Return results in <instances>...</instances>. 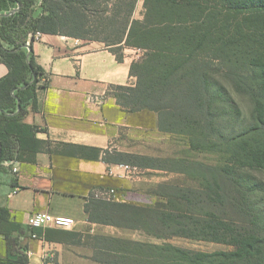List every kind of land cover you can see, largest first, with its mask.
<instances>
[{"label":"trees","instance_id":"obj_1","mask_svg":"<svg viewBox=\"0 0 264 264\" xmlns=\"http://www.w3.org/2000/svg\"><path fill=\"white\" fill-rule=\"evenodd\" d=\"M98 1L0 0V63L8 68L7 73L0 78V165L5 161L34 162L39 151L49 148L47 142L36 137L39 128L23 122L29 108H37L36 89L43 76V69L36 63L32 50L35 35L52 33L84 39L86 36L82 29L85 16L91 6L99 5ZM135 1L117 0L112 4L113 10H110L111 0H108L101 12L103 15L112 12L101 17L106 25H119L117 29L120 34L111 44L120 48L132 46L144 51L130 66V75L136 77L134 84L111 85L110 94L128 112L155 113L160 131L177 132L186 126H198L201 122L210 126L212 122L208 118L211 108L206 73L211 66L202 60L197 49L189 46L191 40L205 35L201 33L197 21L184 13V7L190 0H144L141 19L133 18ZM222 5L227 12L253 15L257 18L255 21L264 18V0H222ZM120 8L122 10H118ZM211 8L204 7L202 11ZM66 28L71 31H66ZM112 50L121 59V55ZM184 103L188 104L192 113L186 110ZM67 146L77 157L102 159L107 163H124L142 168L139 160L152 159L151 156L114 149ZM261 153L264 155V152ZM144 167L159 169L156 166ZM155 195L159 199L145 207L91 196L84 210L90 221L141 228L158 238L180 236L228 241L236 247L240 245L241 250L230 254L204 253L171 244L94 236L95 261L101 264H226L233 261L229 259L231 257L246 259L251 253H261L262 241L259 236L250 231L239 233L230 219H217L212 213H203L198 215L204 216L203 222L197 221L196 212L170 205L169 195ZM237 203L233 206L236 213L243 209ZM187 219L189 225V222H185ZM198 222H202L199 227ZM163 227L170 229L169 234L164 233ZM40 230L24 228L12 220L7 207L0 206V235L7 243L8 251L6 258H0V264H27L25 249L19 245L18 239L26 233L40 235ZM192 231L195 234H191ZM44 234L46 238L77 241V234L70 231L46 230Z\"/></svg>","mask_w":264,"mask_h":264},{"label":"crops","instance_id":"obj_2","mask_svg":"<svg viewBox=\"0 0 264 264\" xmlns=\"http://www.w3.org/2000/svg\"><path fill=\"white\" fill-rule=\"evenodd\" d=\"M112 48L100 40L52 33H40L32 41L43 76L36 89L37 108H29L23 122L37 126L36 137L47 142L49 148L39 151L34 162L5 161L0 165V206L7 207L12 220L27 229L26 217L34 211L68 216L75 223L69 229L40 228L36 238L29 233L20 236L19 245L25 249L28 263L62 264L65 253L79 258L75 245H86L90 251L86 259L101 264L93 259L94 236L159 244L135 238V232L155 237L141 228L90 221L84 210L91 196L135 206L152 205L159 196L138 185L144 181V172L135 166L137 171L131 173L126 166H134L124 163L77 157L67 146L145 155L141 148L146 137L160 131L155 113L128 112L110 94L111 85L134 84L129 71L139 53L123 48L118 59ZM7 71V66L0 63V78ZM46 230L74 232L77 241L46 238ZM7 256V243L0 235V258Z\"/></svg>","mask_w":264,"mask_h":264},{"label":"rangeland","instance_id":"obj_3","mask_svg":"<svg viewBox=\"0 0 264 264\" xmlns=\"http://www.w3.org/2000/svg\"><path fill=\"white\" fill-rule=\"evenodd\" d=\"M107 1L99 0V5L91 6L87 12L82 29L84 40L96 39L105 44L116 41L119 25L109 27L101 21L102 16L112 13H101ZM116 1L111 0L110 10ZM208 6L212 8L202 11ZM143 12L144 0H136L133 18L141 19ZM184 13L197 21L205 34L191 40L189 46L197 49L211 66L206 79L211 108L208 119L212 123L206 126L201 122L177 132L150 133L141 149L152 159L139 160L144 181L138 185L147 193L169 195L174 208L196 212L197 216L212 213L217 219L226 217L239 233L250 231L259 236L260 254L251 253L246 259L231 257L233 261L226 264H264V18L255 21V16L245 12H227L222 0H190ZM123 48L113 45L118 55ZM143 53L139 51L137 59ZM185 108L191 110L188 104ZM147 165L159 169L145 168ZM237 202L243 209L236 213L233 206ZM196 218L202 222L205 219ZM185 222L190 224L188 219ZM163 228L169 234L170 229ZM134 237L204 253L241 250L240 245L236 247L228 241L196 237L157 239L140 232H135ZM74 250L79 258L65 253L62 264H95L85 257L90 254L86 245H75Z\"/></svg>","mask_w":264,"mask_h":264},{"label":"built area","instance_id":"obj_4","mask_svg":"<svg viewBox=\"0 0 264 264\" xmlns=\"http://www.w3.org/2000/svg\"><path fill=\"white\" fill-rule=\"evenodd\" d=\"M37 33L36 35H39ZM139 51V50H138ZM131 173L137 171V168L126 166ZM16 171V168H13ZM25 223L31 229L36 228H57V229H69L74 225V220L68 216L55 215L48 212L34 211L27 215ZM32 238H36L35 234L30 235ZM32 264V263H27Z\"/></svg>","mask_w":264,"mask_h":264}]
</instances>
